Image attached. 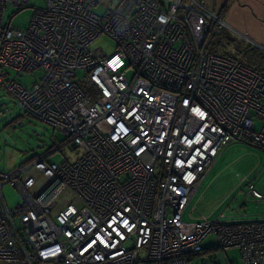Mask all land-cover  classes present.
Listing matches in <instances>:
<instances>
[{
    "label": "built area",
    "instance_id": "obj_1",
    "mask_svg": "<svg viewBox=\"0 0 264 264\" xmlns=\"http://www.w3.org/2000/svg\"><path fill=\"white\" fill-rule=\"evenodd\" d=\"M8 6L33 8L25 28ZM223 24L198 0H0V87L81 150L0 170V264H189L208 246L264 264V219H183L226 145L264 149V69L207 48ZM102 34L113 52L90 48Z\"/></svg>",
    "mask_w": 264,
    "mask_h": 264
},
{
    "label": "rangeland",
    "instance_id": "obj_2",
    "mask_svg": "<svg viewBox=\"0 0 264 264\" xmlns=\"http://www.w3.org/2000/svg\"><path fill=\"white\" fill-rule=\"evenodd\" d=\"M31 5L43 6L44 0H31ZM101 9L102 6H98L95 11L99 12ZM32 11L33 8L30 6L20 10L8 6L4 14V24L9 21L11 26L25 28ZM224 28L223 24L221 29ZM224 30L230 38H236L242 45L249 44L240 32L232 29L228 31L227 28ZM225 44L227 50L234 51L232 43L225 41ZM94 47H101L106 53H111L117 48V43L111 37L102 34L91 42L90 48ZM126 74L131 77L130 67L126 69ZM11 75H14L13 72ZM38 75L39 72L34 71L32 74H17L15 78L21 85L30 87ZM259 126L260 120L256 119V128ZM80 154V148L71 147L65 142L61 132L47 122L24 112L15 97L0 87V170L25 164L37 157H45L46 161L55 163L72 162ZM255 176L258 177L255 189L264 194V149L249 142L229 143L222 149L201 189L187 205L183 219L195 220L200 214L215 218L221 213L227 221L264 219V199L256 200L249 196L246 186V182L249 179L255 180ZM1 192L8 207L21 200L20 193L9 184L3 185ZM193 205H196V209L191 212ZM202 243L212 244L213 237L207 236ZM202 262L242 264L241 251L238 247L214 249L207 254L192 256L189 264Z\"/></svg>",
    "mask_w": 264,
    "mask_h": 264
},
{
    "label": "crops",
    "instance_id": "obj_3",
    "mask_svg": "<svg viewBox=\"0 0 264 264\" xmlns=\"http://www.w3.org/2000/svg\"><path fill=\"white\" fill-rule=\"evenodd\" d=\"M198 1L202 2L220 17V19L224 22V29L227 28L228 31L229 29H232L240 32L243 36H245L249 44H252L260 48L261 50H264V0ZM243 180H245L244 177ZM203 183L201 184V186L203 185ZM201 186L199 190L201 189ZM196 193L194 194V196L196 195ZM193 206H195L196 209V205Z\"/></svg>",
    "mask_w": 264,
    "mask_h": 264
},
{
    "label": "trees",
    "instance_id": "obj_4",
    "mask_svg": "<svg viewBox=\"0 0 264 264\" xmlns=\"http://www.w3.org/2000/svg\"><path fill=\"white\" fill-rule=\"evenodd\" d=\"M228 35L229 34H227V32L224 29H221V31L218 34H211L207 42V48L210 51L227 56L231 59H235L256 70L264 69V50H261L260 48L252 44L242 45L241 42H239L236 38L235 39L230 38ZM232 40L234 42H232ZM225 41L226 43L228 42L229 44L232 43V45L234 46V51L231 52L227 50V48L225 47L226 45ZM208 247H205L203 251L199 252L198 254H207L211 250L218 249L215 247H209V248Z\"/></svg>",
    "mask_w": 264,
    "mask_h": 264
},
{
    "label": "water",
    "instance_id": "obj_5",
    "mask_svg": "<svg viewBox=\"0 0 264 264\" xmlns=\"http://www.w3.org/2000/svg\"><path fill=\"white\" fill-rule=\"evenodd\" d=\"M71 147H74V146H71Z\"/></svg>",
    "mask_w": 264,
    "mask_h": 264
}]
</instances>
